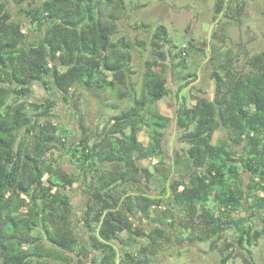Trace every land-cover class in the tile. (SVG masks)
<instances>
[{
	"label": "trees",
	"instance_id": "1",
	"mask_svg": "<svg viewBox=\"0 0 264 264\" xmlns=\"http://www.w3.org/2000/svg\"><path fill=\"white\" fill-rule=\"evenodd\" d=\"M9 1L20 19L0 0V264H154L176 243L207 244L220 264H254L264 238V52L239 65L232 49L217 52L226 41L213 33V97L190 90L189 102L196 75L181 74L188 53L164 25L115 39L123 13L102 19L123 0ZM245 9L214 0L212 20L239 23ZM147 47L136 95L132 55ZM35 83L48 95L41 102L31 100ZM122 86L133 105L101 128L56 120L57 100L69 106L75 89ZM171 93L168 117L154 106ZM172 122L186 147L166 161ZM69 192L84 195L82 207Z\"/></svg>",
	"mask_w": 264,
	"mask_h": 264
},
{
	"label": "rangeland",
	"instance_id": "2",
	"mask_svg": "<svg viewBox=\"0 0 264 264\" xmlns=\"http://www.w3.org/2000/svg\"><path fill=\"white\" fill-rule=\"evenodd\" d=\"M3 1L8 2L14 17L20 19L18 7L9 0ZM244 1L246 9L239 23L229 22L224 14H220L213 21L214 0H123L122 11L113 3L109 7L102 8L101 16L105 21H111V16L117 17L123 13L118 21L120 32L115 36V39L117 37H136L138 33L133 30L136 24L149 25L151 28L149 31H153L158 25H164L174 45L188 53V59L181 74L196 75V81L183 91V95H186L190 102V90L192 92L201 90L208 98L213 97L214 82L211 72L216 63L211 48L213 40L216 41L212 37L213 33L222 35L226 41L217 52L224 53L226 50L232 49L243 57L239 65L243 66L248 58L264 52V0ZM139 37L148 43L150 32L143 33ZM189 43L193 47L192 49L189 48ZM136 51L132 55L134 74L131 76V81L134 84L136 95H138L141 92L145 62L151 60V54L149 47L144 52ZM173 74L169 72L167 79L169 88L175 91L177 85L173 84L175 78ZM126 90L123 86L121 87L119 93L121 91L125 95L119 98V93L103 91L97 94L79 87L74 90L69 106H65L62 101L57 100L56 120L70 124L69 126L74 132L78 130L75 117H78L82 124L88 128L96 126L101 128L110 118L128 110L133 105ZM33 91L32 101L41 102L48 97L47 92L39 83L33 84ZM74 107L77 108L75 113ZM175 107L174 93H171L157 102L154 109L165 116L172 117ZM139 139L146 140L144 132L140 134ZM180 147L185 148L186 146L180 140L178 129L172 122L163 141L165 160L170 161L175 150ZM140 166L148 167V162L141 161ZM69 194H71L72 202L75 205L83 206V194L80 192L78 194L69 192ZM252 257L254 264H264V238L252 248ZM154 261V264H220L217 253L210 252L208 245L204 243L198 245L176 243L169 249L168 254L159 255ZM227 264L243 263L241 259H232Z\"/></svg>",
	"mask_w": 264,
	"mask_h": 264
}]
</instances>
